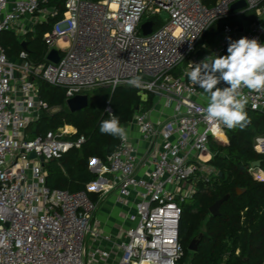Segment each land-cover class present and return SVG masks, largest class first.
I'll use <instances>...</instances> for the list:
<instances>
[{
	"label": "built area",
	"instance_id": "built-area-1",
	"mask_svg": "<svg viewBox=\"0 0 264 264\" xmlns=\"http://www.w3.org/2000/svg\"><path fill=\"white\" fill-rule=\"evenodd\" d=\"M241 1L246 8L233 12L232 6ZM45 2L0 0V36L8 31L25 36L28 32L21 24L28 19L43 24L60 17V10L44 7ZM209 2L65 0L63 17L44 36L49 49L46 64L30 63L25 51L12 60L0 45V264H178L182 260V204L193 197L197 183L210 184L219 175L210 164L211 141L232 130L206 120L207 106L196 101L201 88L186 73L206 58L227 55L229 38L247 37L264 45V0H216L211 7ZM248 11L257 16L255 22L226 25L217 44L206 47L207 54L196 55L216 22ZM163 13L168 17L155 29L154 18ZM149 22L154 30L145 36L142 26ZM61 41L68 46L57 50L59 62L53 63L48 56ZM135 76L142 78L140 87L127 83ZM40 82L62 89L67 102L102 88L114 92L133 87L171 106L174 112L166 121L154 123L139 111L133 118L132 124L152 150L159 139L164 141L161 152L150 154L144 176H138V147L127 136L120 138L107 163L90 160V171L98 179L87 186V192L50 190L40 158L45 166L61 161L71 150L80 149L85 139H66L71 135L67 128L27 138V128L52 109L40 96ZM228 86L223 82L220 88ZM240 91L247 98L246 112L264 114V90L242 87ZM107 112L112 117L109 107ZM254 149L264 156V136L256 138ZM32 153L36 159H30ZM250 173L264 182L262 166H251ZM113 190L137 200L135 225L118 243L99 232L98 205L90 197Z\"/></svg>",
	"mask_w": 264,
	"mask_h": 264
},
{
	"label": "trees",
	"instance_id": "trees-1",
	"mask_svg": "<svg viewBox=\"0 0 264 264\" xmlns=\"http://www.w3.org/2000/svg\"><path fill=\"white\" fill-rule=\"evenodd\" d=\"M43 6L58 8L61 15L39 24L35 30L37 32L27 35H34L27 42L26 52L29 62L35 66L46 64L48 46L44 36L63 17L65 0H47ZM243 18L240 21L232 16L216 22L199 44L196 55L202 56L207 51L205 48L214 44L226 25L237 27L257 20L255 13L249 16L245 14ZM158 25L159 28L161 25ZM23 40H19L13 31H8L1 34L0 45L7 56L15 60L24 51ZM179 72L177 70L175 74ZM99 93L104 96V101L90 103L87 109L72 113L65 107V98L58 88L40 82L41 98L50 107H61V111L33 122L26 130L29 138L42 137L60 128L73 126L77 134L72 139H85L80 149L71 150L61 161L46 164V185L50 190L87 192V186L98 179L90 171V160L107 163L120 144L119 137L99 130L102 121L111 119L107 108L111 109L112 116L119 119L121 126H126L138 111H149L155 99L149 94L144 100L141 91L133 87H120L114 92L102 88ZM247 114L250 123L243 130L233 128L212 139L214 158L210 164L219 171V175L210 184L197 183L193 197L182 204L180 243L184 256L190 252L188 247L191 242L202 236L198 250L191 252V264H264V182L250 173L256 161H262L264 169V156L254 149L256 138L264 136V114L253 111H247ZM238 189L242 191L241 194H238ZM227 195L229 199L221 206V216H211L210 208ZM90 197L95 199L94 194H90Z\"/></svg>",
	"mask_w": 264,
	"mask_h": 264
},
{
	"label": "clouds",
	"instance_id": "clouds-1",
	"mask_svg": "<svg viewBox=\"0 0 264 264\" xmlns=\"http://www.w3.org/2000/svg\"><path fill=\"white\" fill-rule=\"evenodd\" d=\"M227 55L206 58L195 64L186 75L194 85H199L208 94V104L205 109L206 120L223 123L227 128L239 127L243 130L250 119L245 111L247 98L240 89L260 92L264 90V45L257 39L242 37L236 41L229 38ZM141 77L135 76L127 83L140 87ZM221 81L228 87H216ZM119 80L114 81L118 84ZM100 132L121 139H127V132L120 125L119 119L113 115L111 119L100 124Z\"/></svg>",
	"mask_w": 264,
	"mask_h": 264
},
{
	"label": "crops",
	"instance_id": "crops-1",
	"mask_svg": "<svg viewBox=\"0 0 264 264\" xmlns=\"http://www.w3.org/2000/svg\"><path fill=\"white\" fill-rule=\"evenodd\" d=\"M27 22L28 21H25L24 23L21 24V28L28 32L25 36H20L19 34L20 32L17 33L13 31L19 40L20 38H24L23 43L24 42L27 43L30 39L34 38V35H31V37L27 35L34 32L36 30V27L39 25L36 24L34 21H30L29 23ZM217 39L218 38L215 39L214 44L212 46L217 44ZM67 46L68 44L66 42L61 41L58 43L55 50L67 48ZM24 51L26 52V50ZM205 54H207V51L203 55ZM222 83L223 81H221L216 87L220 88ZM61 94L65 98V94L63 91H61ZM143 98L144 100H147L146 95H143ZM196 101L199 104L207 106L208 94L204 93L203 89H201V92L196 98ZM67 103L68 102L66 101L65 98V107L68 109ZM89 104H90V100H89ZM51 108L58 109V112L61 111V107H51ZM173 112L174 110L171 106H167L164 102L154 99L153 105L151 106L150 110L145 113L154 123H158L168 120L173 115ZM44 116H48V113L47 114L45 113ZM123 127L125 128L129 139L132 141V143H134L138 147V157L141 162L138 170V176L143 177L146 170H148L147 165L149 166L150 163L149 161V158L151 156L150 154L154 153L155 150L161 152L164 141L159 139V145L154 150H152L150 144L144 140L138 128L135 125H133L132 122ZM65 128L67 129L72 128L75 130V132L72 133L70 136H68L66 139L71 141H76L75 139L73 140L72 138L77 134V129L73 126H66ZM27 138L30 139L28 135ZM174 140L175 138H172V141ZM108 179L110 178L108 177ZM105 181L107 180H104L102 182L104 183ZM93 194L95 196V199L93 198L92 199L98 205V211L96 213V221L98 223L97 228L99 232L101 233V235L109 236L113 243L120 242L121 240L124 239L125 233L135 225V221L132 220V217H136V204H137L136 198L134 196L123 197L118 190H113L107 194H103V193L101 194L93 193ZM103 246L106 248H110L111 244L104 243Z\"/></svg>",
	"mask_w": 264,
	"mask_h": 264
},
{
	"label": "water",
	"instance_id": "water-1",
	"mask_svg": "<svg viewBox=\"0 0 264 264\" xmlns=\"http://www.w3.org/2000/svg\"><path fill=\"white\" fill-rule=\"evenodd\" d=\"M97 1H102V0H97ZM246 8V3L244 1H241L235 5L232 6V11L236 12L238 10L241 9H245ZM142 30H143V34L145 36L150 35L153 33V23L149 22V23H145L142 26ZM240 32H243V28L240 29ZM233 39H235V37H233ZM24 50H27V43H23L22 44ZM48 60L53 62V63H58L59 62V53L57 50H52L48 56ZM68 105V109L70 110V112L72 113H77V112H81L85 109H87L89 107V98L88 96H77L71 100L68 101L67 103ZM30 159H36V154L32 153L30 155ZM40 161L42 162L43 167H45V163H44V159L40 158ZM93 162H97L96 159L93 160ZM262 161H256L252 164V166L254 168H260L262 166ZM91 172L93 174H95V171L93 169H91ZM221 175V174H220ZM238 194H241L242 191L240 189L237 190ZM229 199V195L225 196L223 199L219 200L218 202H216L211 208H210V214L213 217H219L221 216V206ZM202 240V236H199L197 238H195L190 246H189V250L192 252H196L198 250V246L200 244V241Z\"/></svg>",
	"mask_w": 264,
	"mask_h": 264
},
{
	"label": "rangeland",
	"instance_id": "rangeland-1",
	"mask_svg": "<svg viewBox=\"0 0 264 264\" xmlns=\"http://www.w3.org/2000/svg\"><path fill=\"white\" fill-rule=\"evenodd\" d=\"M215 2H213V0H211V2H209V3H207V5L209 6V7H211L213 4H214ZM245 14H247V16H249V15H253L254 14V12L253 11H248V12H246ZM243 16L244 15H242V16H240V17H237L236 16V19L237 20H243L244 18H243ZM168 16H167V14H165V13H163L161 16H159V17H156V18H154V20L156 21V29H158V24H160V25H163V22H165V19L167 18ZM224 20V19H223ZM28 22L27 23H29L30 21H33L32 19H28L27 20ZM158 25V26H157ZM35 32H37V31H34V33ZM55 88V87H54ZM58 90H60V91H63L62 89H59L58 88ZM86 95H88L89 96V100H90V103H92V104H95V103H98V102H100V101H104V96L101 94V93H99V89L98 90H96V91H91V92H88ZM144 95V94H143ZM58 112V109H55V108H53V109H51L49 112H48V116H52V115H54V114H56ZM237 128V127H236ZM236 128H234V129H236ZM75 132V130H72L71 131V134L72 133H74ZM188 250H189V247H188ZM190 251V250H189ZM192 251H190V252H188V253H185V256H184V258L178 263V264H191V261H192V253H191Z\"/></svg>",
	"mask_w": 264,
	"mask_h": 264
},
{
	"label": "bare ground",
	"instance_id": "bare-ground-1",
	"mask_svg": "<svg viewBox=\"0 0 264 264\" xmlns=\"http://www.w3.org/2000/svg\"><path fill=\"white\" fill-rule=\"evenodd\" d=\"M72 130H74V129H72V128H68V131H72Z\"/></svg>",
	"mask_w": 264,
	"mask_h": 264
}]
</instances>
